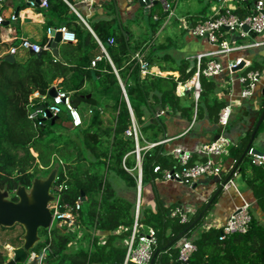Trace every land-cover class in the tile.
Returning <instances> with one entry per match:
<instances>
[{
  "label": "trees",
  "instance_id": "trees-1",
  "mask_svg": "<svg viewBox=\"0 0 264 264\" xmlns=\"http://www.w3.org/2000/svg\"><path fill=\"white\" fill-rule=\"evenodd\" d=\"M243 11L241 7L236 10L242 17L252 13ZM44 13L49 27L66 26L75 32L77 40L62 41L59 56L47 47L49 37L40 42L41 55L22 48L21 41L8 46L0 41L1 47H16L15 61L5 60L10 53L0 56V187H8L12 192L19 185L30 186L34 178L45 176L58 165V179L53 187L64 185L61 203L75 206L79 197H84L85 201L77 211L76 231L68 233L64 226L57 225L51 229L49 237L47 229H40L45 239L37 243L35 249L40 252L50 243L43 264H137L126 260L136 200L119 195L112 180V177H119L129 189L138 190L135 141L126 134L133 119L129 103L136 121L143 124L140 127L142 145L165 137V123L161 117L149 124L144 123L146 112L156 114V103L190 120L195 110L199 113L203 106L210 112L215 111V120H218L226 104L218 100L216 84L206 76H201L202 91L197 108L193 96L189 98L177 93L178 83H185L196 71V65L190 68L187 60L171 66L170 70L180 72L178 78L172 74L148 73L143 76L136 57L143 42L126 34L115 19L91 24L96 37L65 0H49ZM158 14L157 26L166 15L161 10ZM109 38L114 39V44L110 45ZM100 42L113 62L103 52ZM99 55L102 58L92 66V60ZM147 63L150 67L155 61L149 58ZM203 63L207 64L205 60ZM113 65L121 77L129 103ZM163 70L167 69L163 67ZM59 78L62 81L56 84ZM53 86L70 94L72 104L82 113L81 126L73 125L66 107L58 115L59 119L48 118L43 125L29 118L33 108L52 100L49 90ZM186 100L190 103L185 104ZM85 107L88 108L87 115L82 111ZM106 111L110 113L108 119L104 118ZM161 148L162 144L142 152V186L155 176V165H175L173 157L161 155ZM232 150L240 151V148L233 146ZM237 171L253 190L264 217V167L253 165L246 154ZM174 209L173 206H163L153 210L143 204L140 208L139 223L144 228L139 232L149 227L157 232L156 264H264V222L252 209L246 233L220 240L221 228L205 229L194 238L197 249L191 257L187 261L179 260L181 240L165 246L196 217L181 222L180 216L173 215ZM202 221L186 231L183 238H190ZM120 229L122 231L117 233ZM100 232L107 235L102 237ZM23 233L24 230L17 236L18 245L0 241V264L9 260L7 245L20 246L23 243Z\"/></svg>",
  "mask_w": 264,
  "mask_h": 264
},
{
  "label": "crops",
  "instance_id": "crops-1",
  "mask_svg": "<svg viewBox=\"0 0 264 264\" xmlns=\"http://www.w3.org/2000/svg\"><path fill=\"white\" fill-rule=\"evenodd\" d=\"M65 1L94 34L91 24L100 20L115 19L117 26L124 30L126 34L131 35L134 40L142 41L143 46L136 54H139L143 61H147L149 58H153L155 61L147 72L142 73L143 76L148 73L161 76L172 74L178 78L181 74L179 71L170 70L172 65L176 66L180 61L187 60L190 62V68H192L196 65L195 56L197 54L212 52L215 49V46L205 38L192 35L190 27L214 14L220 6L219 0ZM257 1L248 0L249 3H246L241 0L236 1L234 5L236 10L241 7L245 13L252 12ZM167 3L170 5L168 9L166 8ZM38 7H31L24 0H0V15L4 17V21L0 24V41L2 45L8 46L15 41L20 42L24 38L40 44L44 37L50 38L48 34L50 25L44 13L46 8ZM18 9L19 13L16 16ZM160 10L166 15L162 23L157 26ZM171 12H173V15H171ZM95 36L97 37L96 34ZM256 39H264V33ZM248 40L250 41L251 38L241 41ZM61 44L62 42L58 44L57 56H59L58 49ZM2 45H0V56L9 53L10 50L9 47H1ZM165 56H169V58ZM240 56L245 58L246 65L244 66V62L233 76L228 71H224L210 78L216 84L218 100L225 102V104L231 103L233 106L231 121L225 131L235 143L234 146L239 147L240 151L232 150L233 146H231L227 153L216 158L223 166L221 178L203 176L189 186L164 180L155 174L146 183V198L142 197L143 206L150 207L153 210L163 206L167 208L171 206L174 208L183 207L189 219L193 217L197 219L200 214H203L199 231L190 237L193 239L205 229L211 227L221 228L235 210L236 205L240 204L241 199L234 188L225 190L222 187L224 181L229 177L230 171L238 166L246 156L244 155L245 150L257 127L258 130L252 146L264 152V127L260 130V127L264 126V117L261 119L264 111V45L235 51L229 55L207 56L204 60L205 62L219 60L226 65L229 60ZM109 60L113 62L111 57ZM163 67L167 70H163ZM250 71H260L261 75L253 95L242 98L241 91L244 86L239 77ZM191 78L185 84L189 83L188 81ZM61 81L62 78L57 79L56 84ZM181 83H178L177 93L190 98L192 96L191 92L187 90L184 92V88L180 87ZM189 103V100L185 101V104ZM156 108V114L146 112L143 118L145 124H149L159 117L164 121V135L170 140L162 144V156L174 158L172 152L180 146L194 153L193 160H202L203 156H201L198 149L203 144L216 139L222 132L218 120H215V111L210 112L206 106H203L199 113L195 110L191 120L187 116H182L179 112H172L168 107H160L158 103H156ZM161 111H165V113L160 114ZM104 118H110V113L106 111ZM250 133L251 137L248 138ZM112 180L119 195L132 201L136 200L137 192L129 189L116 177H112ZM237 184L245 197L252 202V206L256 207V213L263 215L257 205L253 190L243 179L242 174L238 175ZM144 185L141 186L142 194ZM99 235L105 237L107 233L100 232Z\"/></svg>",
  "mask_w": 264,
  "mask_h": 264
},
{
  "label": "built area",
  "instance_id": "built-area-1",
  "mask_svg": "<svg viewBox=\"0 0 264 264\" xmlns=\"http://www.w3.org/2000/svg\"><path fill=\"white\" fill-rule=\"evenodd\" d=\"M31 7L40 6L42 8L49 7V0H24ZM146 1V0H144ZM220 6L214 12V14L206 17L199 23L190 27L192 35L205 38L209 43L215 46L212 52L200 53L195 56L196 71L191 78L189 83H181L182 88L191 92L193 96L196 108L202 91L201 76L212 78L224 71H228L233 76L239 69H236L239 65L245 62L243 56L236 57L228 61L224 65L219 60L208 61L204 65V58L207 56L216 55H229L235 51L247 50L251 48H257L264 45V39H256L259 35L264 33V0H258L252 11L245 17L240 16L236 12L234 3L241 0H219ZM166 8H170L167 3ZM173 15V12H171ZM14 18V17H13ZM4 21V17L0 15V24ZM249 27L248 30L244 29V26ZM61 31L63 42H76L77 37L74 31L70 30L66 26L61 27H49L48 34L52 37L53 31ZM251 38L249 41H241ZM110 43H114L113 38H109ZM101 48L105 55L110 59V56L106 50V47L100 42ZM20 46L24 49L30 50L34 53L41 51L43 48L39 43L32 42L29 39H22ZM16 47H11L9 53L15 54ZM141 64L142 73L147 72L149 65L147 61H143L139 54L136 55ZM102 56H97L92 60V66H96L97 62ZM246 65V62L244 66ZM114 66V65H113ZM115 68V66H114ZM115 71L118 74L117 69ZM260 71H250L246 75L239 77L240 82L243 84L241 91L242 98H248L253 95L257 82L260 78ZM120 79V77H119ZM121 81V79H120ZM122 83V81H121ZM123 90L126 99L129 103L126 89L122 83ZM39 96V93L35 94ZM67 108L70 112L72 123L78 127L83 124V116L78 108H76L70 98V94L62 90L57 89V95L52 97V100L46 103L45 107H35L29 112V118L37 122L38 125H43L45 120L48 119V113L53 115H59L63 108ZM130 111L132 114V125L127 130L126 134L132 137L135 141V154L138 165V190L136 195V210H135V221L133 224L132 232L127 240V255L126 260H131L137 264H156L153 258L155 256L154 250L158 245V236L155 228L149 227L143 232H139L141 228H144L143 224L139 223L140 208L142 205V159L143 151H148L153 147L164 144L170 140L168 137H164L158 142H146L145 144L140 143V139L143 138L141 133V124H139L129 103ZM165 111H161L160 114H164ZM233 113V106L231 103L226 104L219 115L218 123L222 128V132L218 138L203 144L199 149V153L203 156L202 160H193L194 153L186 150L180 146L176 147L172 154L175 159V165L171 167H164L161 164H157L153 168V172L164 180L175 181L186 185H193L194 182L203 176L209 177H220L223 173L222 164L216 159L217 157L228 152L231 146L235 143L226 134V128L228 127ZM247 155L253 165L264 167V153H257L254 146H251ZM240 173L237 171V166L230 171L229 177L224 181L223 188L229 190L234 188L238 193L241 202L236 205L235 210L228 217L227 221L221 226L220 240H225L228 236L238 233H246L249 229V225L252 219L251 209L252 202L249 201L243 192L239 189L237 184V177ZM58 179V176H57ZM56 179V180H57ZM64 189L63 184H58L53 187L52 192L57 196V199L51 203L50 208L53 213V222L50 228H48L49 237L51 236V229L53 228L54 220L59 221V226H68L71 231H74L78 227L77 224V211L81 209L83 200L81 197L77 200L75 206L62 204L60 201L61 191ZM173 215L180 216L181 222H187L189 220L186 210L183 207H176L173 211ZM122 229L118 230L120 233ZM50 249V243L46 244L39 252L35 248L29 253V257L25 264H31L35 257H39L38 264H43L47 256V252ZM197 249V245L193 238L184 237L179 245V256L178 259L181 261H187L193 252ZM11 252L9 251V258ZM156 258V257H155Z\"/></svg>",
  "mask_w": 264,
  "mask_h": 264
},
{
  "label": "water",
  "instance_id": "water-1",
  "mask_svg": "<svg viewBox=\"0 0 264 264\" xmlns=\"http://www.w3.org/2000/svg\"><path fill=\"white\" fill-rule=\"evenodd\" d=\"M141 3L144 5L143 2ZM18 13L19 9L16 11V16ZM244 29L248 30L249 27L245 25ZM51 35L52 37L47 47H51L54 54L57 56V46L62 42V33L61 31L54 30ZM42 52L43 49L36 54L41 55ZM15 59V54L12 53L5 57V60L11 62L15 61ZM242 65L243 64L239 65L236 69H240ZM49 95L51 97L57 95L56 86H53L49 90ZM45 105L46 104H42L40 107L43 108ZM48 117L51 119H59L58 115H53L50 112L48 113ZM263 117L264 111L261 119H263ZM257 130L258 127L255 129L244 155L247 154L248 149L252 146ZM218 136L216 138H218ZM255 150L257 153H264L259 149L255 148ZM58 170L59 167L56 165L47 176L36 177L33 179L30 186L19 185L12 192L8 187L4 189L0 187V226L12 228L16 224H20L24 228V233L22 235L23 243L20 246L7 245V250L11 252V256L6 264H25L30 251L36 247L37 243L45 239V236L40 234V229L50 228L53 222V213L50 205L57 199V196L52 192V187L57 179ZM82 195H84V193H82ZM14 196L18 198L17 201L12 199ZM82 200L85 201V198L83 197ZM202 215L203 214H200L189 227L180 232L165 246V248L176 241L182 240L185 232L192 228L201 219ZM155 257L156 255L153 258V262ZM38 262L39 257L37 256L32 260L31 264H38Z\"/></svg>",
  "mask_w": 264,
  "mask_h": 264
},
{
  "label": "rangeland",
  "instance_id": "rangeland-1",
  "mask_svg": "<svg viewBox=\"0 0 264 264\" xmlns=\"http://www.w3.org/2000/svg\"><path fill=\"white\" fill-rule=\"evenodd\" d=\"M87 110H88V108L87 107H85L84 108V110H82V111H84V113L86 112V114L88 113L87 112ZM48 175V173L45 175V176H47ZM118 180H120L123 184H125V182L122 180V179H120L119 177H118ZM146 183H145V185H144V189H143V198L145 199L146 197V193H147V187H146ZM53 189V188H52ZM252 211H254L255 213H256V207H254V206H252ZM259 213H260V211H259ZM257 214V216H259V218L264 222V217H263V215H260V214H258V213H256ZM57 225H59V221H57V220H54V223H53V227H55V226H57ZM64 227H65V230H67L68 231V233H71V232H73V231H71V228L70 227H68V226H66V225H64ZM5 228V227H4ZM4 228H2L1 226H0V241H11V242H14L15 244H17L18 245V243H20L19 242V240H18V238H17V236L20 234V232L22 231V230H24V228L20 225V224H16L14 227H12V228H6V229H4ZM76 229L77 228H75L74 229V231H76ZM199 229H200V227H197V228H195V230L193 231V233L192 234H195V233H197L198 231H199ZM0 247H1V245H0Z\"/></svg>",
  "mask_w": 264,
  "mask_h": 264
},
{
  "label": "flooded vegetation",
  "instance_id": "flooded-vegetation-1",
  "mask_svg": "<svg viewBox=\"0 0 264 264\" xmlns=\"http://www.w3.org/2000/svg\"><path fill=\"white\" fill-rule=\"evenodd\" d=\"M52 188H53V187H52ZM12 199H13V200H15V201H17V200H18V198H17V197H15V196H14V197H12Z\"/></svg>",
  "mask_w": 264,
  "mask_h": 264
},
{
  "label": "clouds",
  "instance_id": "clouds-1",
  "mask_svg": "<svg viewBox=\"0 0 264 264\" xmlns=\"http://www.w3.org/2000/svg\"><path fill=\"white\" fill-rule=\"evenodd\" d=\"M6 248H7V246H6Z\"/></svg>",
  "mask_w": 264,
  "mask_h": 264
}]
</instances>
